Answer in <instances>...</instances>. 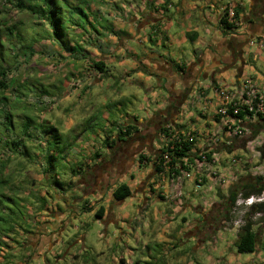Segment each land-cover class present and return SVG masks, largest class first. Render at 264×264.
Returning <instances> with one entry per match:
<instances>
[{
	"label": "rangeland",
	"instance_id": "obj_1",
	"mask_svg": "<svg viewBox=\"0 0 264 264\" xmlns=\"http://www.w3.org/2000/svg\"><path fill=\"white\" fill-rule=\"evenodd\" d=\"M70 1L83 12L65 13L67 26L63 30L73 47L69 50L52 38L45 39L48 31L44 22L34 25L37 18L9 4L1 5L0 19L7 24L21 20L24 35L20 39L14 36L16 44L11 48L0 28L7 85L0 98V189L9 198L4 211L15 210L19 216L13 228L0 235V264H264L262 211L250 216L255 250L238 253L234 242L249 207L238 203L240 193L229 209L224 206L229 190L237 183L256 175L264 178V124L259 118L256 122L247 115L244 123L235 122L242 132L233 134L226 129L225 118L215 120L217 112L207 114L210 118L201 125L203 116L195 107V99L191 100L175 123L195 132L191 160L183 159L182 173L170 177L166 167L164 178L155 180L157 186L150 182L147 192L153 193L154 199L147 207L140 206V200L136 203L134 197L118 201L111 195L115 184L121 182L132 184L133 195L142 189L145 179L139 177L132 183L126 176L120 180L121 172L134 161L136 170L140 169L138 156L134 158L132 153H150V159L164 142L163 134L155 128L159 121L162 126L170 124L167 121L172 115L168 112L166 119L157 111L167 86L158 82L153 59H167L158 57L164 46L153 29H167L171 24L176 27L174 23L182 27L179 2L171 0L174 4L170 6V0ZM242 1L246 10L249 1ZM229 2L233 5L232 0ZM172 15L179 23L157 26L158 18ZM35 26L44 36L36 35L33 42L27 32ZM193 45L188 40L183 51H173L170 56L185 61L191 57L188 54ZM251 47L260 50L255 54L257 68H264V48L256 41ZM98 60L103 62V70L94 65ZM146 68H153L155 74L147 73ZM8 111L18 120L24 119L23 114L36 123L47 120L63 135L61 142H71L64 172L58 174L64 182L62 189L52 184L53 170L45 171L49 166L48 159L42 157L46 140L33 133V128L30 136L20 130L7 132L3 124ZM133 116L143 118L138 137L148 134L150 143L152 136L156 137L154 146L147 144V138H134L106 147L102 138L116 134V128L125 123H138ZM88 125V133H84L82 126ZM12 138L21 141V149L12 147ZM120 147L125 152L121 160L116 153ZM199 151L210 153V159L200 162ZM94 152L100 155L94 158ZM74 163H82L80 172L70 170ZM206 164L210 170H205ZM143 167H147L146 172H156L148 160L143 161ZM187 172H193L192 176H186ZM198 176L202 178L200 187L195 186ZM209 177L215 185L207 193L203 184ZM165 183L172 189L173 199L161 193ZM100 205L104 208L101 219L95 217Z\"/></svg>",
	"mask_w": 264,
	"mask_h": 264
},
{
	"label": "crops",
	"instance_id": "obj_2",
	"mask_svg": "<svg viewBox=\"0 0 264 264\" xmlns=\"http://www.w3.org/2000/svg\"><path fill=\"white\" fill-rule=\"evenodd\" d=\"M232 1L233 6L239 10V22L237 23V27L233 30H224L219 24V16L223 7L221 4L224 0H177V2H179L177 6L179 9L178 19L182 20V27L180 26L181 28H178L179 26L174 23L176 27H173L171 24L167 29H162V27L161 29L160 27L153 29L154 33H157L160 40L163 41L164 46L163 52H160L158 57L167 59L157 61V59L154 58L153 62L157 64L156 68L158 70L156 72H158V82L160 84L165 83L167 86V96L163 95L164 97L166 96V99L164 100L163 96L159 98L160 103L157 105V111L164 116H166L168 112L170 116L172 115V118L168 119V123L175 125L183 106L187 105L188 102L190 103L193 99H195V107L198 113L203 116L201 125L210 118L207 114L211 112H217L214 115L217 121L224 118L228 120L229 118L223 116L218 111L229 99L225 98L223 88L233 90L240 87L243 78L246 76L251 77L258 86L264 88V68H257V58H255V54L257 56L260 50H254L251 47L252 42L256 41L260 48H264V0H245L249 1L246 10L242 9L243 4L241 3H244L242 0ZM226 2L230 3L229 0ZM172 4L174 3L170 0L168 5L171 6ZM176 19V16L173 15L169 18L161 16V18H158L159 21L157 22V26H159L160 23L166 26L168 23L175 22ZM176 22L179 23L178 21ZM150 26H155V23L150 24ZM201 27L202 29L200 30ZM209 36L211 37L208 38ZM188 40L194 43L188 54L191 57H188L185 61H181L179 57L174 59L170 56L173 51H183V49L187 47L185 44ZM178 66H180V69ZM145 70L149 74H155L153 68H146ZM145 89L147 90L149 88ZM170 116H166V119ZM253 117H255V120L257 119L256 116ZM137 118L133 116V120L138 122L135 124L138 131H135L133 134L131 133V137L118 139V133L115 130L116 134H111L112 138H117L115 139V143L120 145V143L132 141L134 138L143 141V139L148 137V134H146L145 137L140 134L141 137H138V133H140L139 123L143 118ZM166 119L163 118L162 120ZM246 120L247 118L245 116L242 121L239 119L237 122L244 123ZM215 122L216 121H212L211 123L214 124ZM92 123L95 122L93 121L91 124ZM127 124L134 123H125L124 125ZM89 125L87 127L82 126L84 133H88L87 128H89ZM111 130H113V128ZM152 137L151 143L149 140L151 138H147V144L150 147H152V145L154 146V141L157 139L154 136ZM103 140L104 138H102V141ZM127 145L125 144L123 146L126 147ZM150 147L147 148L149 152L151 150ZM123 150L124 149L120 147L116 152L120 160L125 153ZM140 153L141 151H136L134 154L132 153V157L135 158ZM151 158H153L152 155ZM136 164L137 161H134L131 167L126 169L125 172H121L120 180L126 176L132 178V183H137L136 181L139 177L140 179H145L146 185L142 189L136 190L134 195L132 193V184L130 182L125 183L128 184L131 189V198L134 197L136 203L140 200V206L147 207L151 200L154 199L153 193L147 192V190L150 189L147 185L150 182V184L154 182L153 184L157 186L158 184L155 183V180L159 177L164 178L166 172H146L148 171L146 170L147 167H143V165L139 166L140 169L136 170ZM119 166H122L121 163ZM142 168H146L145 171H143ZM181 173L182 172H180V174ZM186 174L188 177H191L193 172H187ZM206 176L208 175L206 174ZM213 185H215V181H212L209 177L207 183L205 185L203 184V186L206 187L205 192L207 191L208 193L213 188ZM162 187L165 192L161 193H165V197L168 199H173V197H175L172 189L167 187V183L163 184ZM158 191L159 189L156 190L157 195H161ZM173 209L175 210L176 207H173L172 210ZM169 217L170 219L174 218L172 215Z\"/></svg>",
	"mask_w": 264,
	"mask_h": 264
},
{
	"label": "trees",
	"instance_id": "obj_3",
	"mask_svg": "<svg viewBox=\"0 0 264 264\" xmlns=\"http://www.w3.org/2000/svg\"><path fill=\"white\" fill-rule=\"evenodd\" d=\"M2 4H9L17 11L26 12L32 17L37 18L38 21H34L32 23L34 25H40L42 24V22H44L47 26L46 29L48 31L45 39L52 38L58 41L59 45L64 49H73V47H70V38H67L65 36V32L63 30V28L67 26L65 20L67 16H65V13H68L69 11L81 13L83 12V10L80 6L73 4L70 0H0V14L3 11L1 6ZM227 6L228 5L226 4L224 8L221 9L219 24L220 27L224 30H233L237 27V23L239 22V10L232 5L233 17L232 19H230L227 15ZM22 24L23 22L21 20H18L17 22H13L11 24H7L6 20L0 19V28H3V31L5 32V40L7 41L6 43H8L11 48H14L16 44L13 41V37L17 36V38L20 39L22 35H24V33H22V31L24 30ZM26 28L27 27H25V30ZM51 32L53 33L51 34ZM27 33L30 35L29 39L33 42L37 40V37H35L36 35L39 36V34H42V36H44L43 33H40L36 26L35 29L32 28V32L28 31ZM2 43L3 42L0 38V98L4 97L2 96V92L7 87L4 79V76L6 74L5 67H3L2 65V62L6 61V58H4L2 54ZM24 47H26V45H24ZM27 47L30 46L27 45ZM18 50L22 51V54L25 53V50H23V48L21 47H19ZM14 56H16L15 53ZM94 65L98 69L103 70V62L101 60L95 61ZM178 67L180 69V66ZM227 114L233 115L236 119H240L241 121L247 115L253 117L252 112H247L245 110H240L238 111V113L233 114L231 103L228 105ZM4 117L6 118V121L3 124V128L7 132L17 133V130H20L23 134L30 136V129L33 128V133L36 132V135L39 134V137L46 140L47 146L46 150H44V154H42V157L44 158V160L46 158L48 159L49 166L45 168V171L49 169L53 170L54 175L51 179L52 184L62 189L64 187V182L63 180H59L58 174L59 172H64L63 162L66 157L67 150L71 147V142L68 141V144L67 142H61V140L63 139V135L59 131H57V128L54 127V125L49 124L47 120H44V122L36 123L32 117L26 114H23V120H18V118L14 117V114L9 111L4 114ZM256 117L262 120L264 124V118L261 117L260 114H257ZM116 129L118 133V139L131 137V133L138 131L135 124L118 126ZM155 130L159 131L160 135L163 134L164 136L162 137L164 142L162 146L158 148V154L149 159L148 156L140 153L137 158L138 162L141 166L143 165L144 160H151L156 173H163L164 169L167 167L169 169V172L167 173L168 176L177 177L179 176L180 171L185 168L183 159L191 160L190 151L195 142V132L190 131L188 135L184 134L188 130L186 126H182V124H177L175 126L170 124H168L167 126L161 125L159 128H155ZM255 132L256 131H254V133ZM33 133H31V135ZM65 137L67 138V135ZM1 139L2 138H0V140ZM115 141L116 140L112 138L111 134H107L103 140L104 145L108 148H111L112 145L115 144ZM10 144L14 149H21V145H23L21 141L15 140L14 138H12ZM99 155L100 154L98 152L93 153L94 158L98 157ZM165 155L166 158L164 157ZM205 156L207 160L210 159V153H205ZM197 158L200 159V156H197ZM81 164L82 163L72 164L70 166V170L73 173L80 172ZM0 183H2L1 179ZM262 191H264V178L260 175H256L245 183H237L234 188H231L226 196V203L224 206L226 207V209H229V207L235 203L237 195L239 193L243 197H247L252 194H259ZM111 195L115 200L122 201L126 197L131 195V189L128 184H126L125 182H121L115 185V187L112 189ZM8 200L9 198L0 189V235L4 232L10 231V229L13 228V221H15L17 217H19L15 210L9 209L8 212L4 211L3 208L9 203ZM41 200H43V198ZM103 210V205H100L95 211V217L101 219L103 216ZM247 211L246 221L238 231L236 240L234 242L235 249L238 253H251L255 250L256 234L252 230L253 221L250 219V216L254 215L255 212L262 211L259 219L264 220V202L250 206Z\"/></svg>",
	"mask_w": 264,
	"mask_h": 264
},
{
	"label": "built area",
	"instance_id": "obj_4",
	"mask_svg": "<svg viewBox=\"0 0 264 264\" xmlns=\"http://www.w3.org/2000/svg\"><path fill=\"white\" fill-rule=\"evenodd\" d=\"M228 12L227 15L230 19L233 17V9L232 5L230 3L227 4ZM223 94L225 98H229L226 103H224V106L220 108L218 111L223 116L229 118L232 120L231 122L229 120L226 121L228 124V128L230 129L233 134H240L242 132V128L239 125H235L237 120L233 115L227 114V108L228 105L231 103L232 106V113L236 114L240 110H245L247 112H252L253 116H256L257 114H260L261 117L264 118V88H261L258 86L251 77L246 76L243 78L242 83L240 87L236 89H226L223 88ZM234 124V126H233ZM192 130H188L184 134L188 135L189 132ZM190 138V137H189ZM216 139V138H215ZM200 162H204L206 159L205 153L203 151H199ZM166 158V155L164 156ZM205 170H210L211 166L210 164H206ZM187 176V174H185ZM202 183L201 176H198L196 178L195 186L200 187ZM264 201V191H262L259 194H252L247 197L240 196L238 203L242 204L246 207H250L252 205L263 203Z\"/></svg>",
	"mask_w": 264,
	"mask_h": 264
},
{
	"label": "flooded vegetation",
	"instance_id": "obj_5",
	"mask_svg": "<svg viewBox=\"0 0 264 264\" xmlns=\"http://www.w3.org/2000/svg\"><path fill=\"white\" fill-rule=\"evenodd\" d=\"M164 121H165V120H164ZM160 122H161V121H159V124H158V126H157L156 128H159V126H161V123H162V122H161V123H160Z\"/></svg>",
	"mask_w": 264,
	"mask_h": 264
}]
</instances>
